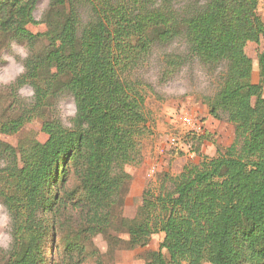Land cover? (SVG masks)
I'll return each instance as SVG.
<instances>
[{
	"label": "trees",
	"instance_id": "obj_1",
	"mask_svg": "<svg viewBox=\"0 0 264 264\" xmlns=\"http://www.w3.org/2000/svg\"><path fill=\"white\" fill-rule=\"evenodd\" d=\"M38 1L0 0V51L16 43L31 52L46 41L5 90L17 101L20 88L30 85L34 103L3 120L0 102V135L19 134L64 93L73 96L76 116L70 129L47 118L44 143L12 147L0 139V203L13 241L9 251L0 250V264H56L52 232L62 211L76 212L88 234L104 235L113 249L120 240L112 231L127 233L129 250L147 248L163 234L145 264H264V47L257 83L247 54L249 45L264 43L260 0H194L180 13L175 0H83L93 12L84 26L79 0H51L47 32L33 34L28 26L37 24ZM178 36L203 64L225 66L218 91L204 102L213 119L233 126L235 139L223 147L210 134L200 136V145L212 141L215 156H200L177 176L166 174L159 194L145 191L135 218L127 219L114 210L132 180L126 167L142 164L150 131L144 84L131 72L156 43ZM167 60L183 65L182 57ZM74 178L79 199L78 189L68 190ZM65 246L69 264H78L85 250L80 240Z\"/></svg>",
	"mask_w": 264,
	"mask_h": 264
},
{
	"label": "rangeland",
	"instance_id": "obj_2",
	"mask_svg": "<svg viewBox=\"0 0 264 264\" xmlns=\"http://www.w3.org/2000/svg\"><path fill=\"white\" fill-rule=\"evenodd\" d=\"M202 3L205 0H200ZM194 0H175V9L180 13V7ZM51 0H39L34 12L37 24L28 26L33 34L47 32L44 23L50 8ZM69 9V7H67ZM79 14L81 25L84 26L93 19L91 5L83 0L75 3ZM258 12L264 21V0H260ZM46 45L39 43L34 51L29 50L26 45L11 43L1 48L0 69L3 68L4 57L12 55L17 64L15 68L22 65L24 71L16 74L10 82L0 81V91L3 109V120L13 119L17 115L16 107H24L25 104L32 105L35 92L32 86L26 85L20 88L17 101H12L11 96L5 92L6 88L14 85L16 80L25 73V61L30 54L41 51ZM24 47L27 56L21 58L16 55L17 49ZM264 43L261 45H249L247 54L254 60V82H259L260 77L257 67V57L263 51ZM168 56L180 57L183 65H168ZM225 66L221 65L214 69L203 64L197 57L190 53L189 45L185 36H178L169 43H156L150 53L144 57L131 72L133 80L144 84L146 94V109L149 116V134L143 139V161L138 166H127L126 172L132 177L130 184L126 187L122 202L116 206L115 214L127 219L135 218L138 209L142 205V197L145 191L152 190L158 195L162 180L165 175L177 176L184 166L198 164L200 156L213 157L216 148L212 143L200 145V136L204 133L210 134L213 141L228 147L234 142V128L226 120L213 119L204 100L213 97L219 89L225 76ZM2 75V72H0ZM15 105L12 109L8 106ZM76 116V105L74 98L69 93L61 94L56 100L50 102L44 115L37 117L27 124L19 134L6 136L0 135L2 142L18 147L22 142L37 141L44 143L48 137L43 133V123L47 118L60 120L64 127L70 129ZM7 118V119H6ZM191 123V124H190ZM170 139L179 140L175 146L170 145ZM212 142V141H209ZM77 179L70 182L68 190L78 188ZM76 198L81 196V190H77ZM76 200V199H75ZM76 212L62 211L61 218L52 232L53 251L56 264H69L66 258L65 244L67 240H80L84 250V256L78 264H145L148 252L158 251L164 235L157 234L151 239L147 248L129 250L125 248L129 236L125 232H114L112 236L120 240V248L109 247L108 239L104 235L88 234L87 228L78 220ZM51 225V224H50ZM12 225L7 209L0 203V250L9 251L12 247ZM45 260H49L50 241L45 243ZM166 254V252L164 251ZM5 257V255H4ZM167 257V254H166ZM77 261V257L75 260Z\"/></svg>",
	"mask_w": 264,
	"mask_h": 264
},
{
	"label": "clouds",
	"instance_id": "obj_3",
	"mask_svg": "<svg viewBox=\"0 0 264 264\" xmlns=\"http://www.w3.org/2000/svg\"><path fill=\"white\" fill-rule=\"evenodd\" d=\"M27 54V50L24 47H19L17 49L16 55L20 56L21 58L26 57ZM3 59L5 63H3V68L0 69V72H2V75H0V81L7 83L14 79L16 74L22 73L24 68L22 65H18L15 68V73H13L11 70L12 66L17 64L15 58L12 55H6Z\"/></svg>",
	"mask_w": 264,
	"mask_h": 264
},
{
	"label": "built area",
	"instance_id": "obj_4",
	"mask_svg": "<svg viewBox=\"0 0 264 264\" xmlns=\"http://www.w3.org/2000/svg\"><path fill=\"white\" fill-rule=\"evenodd\" d=\"M191 124V123H190ZM179 140L177 139H170V145L175 146L178 143Z\"/></svg>",
	"mask_w": 264,
	"mask_h": 264
},
{
	"label": "crops",
	"instance_id": "obj_5",
	"mask_svg": "<svg viewBox=\"0 0 264 264\" xmlns=\"http://www.w3.org/2000/svg\"><path fill=\"white\" fill-rule=\"evenodd\" d=\"M255 83H257V82H255ZM204 134H205V133H204ZM204 134H203V135H204ZM206 134H208V133H206ZM206 143L209 144V143H211V142H209V141H204V142L202 143V144H203V146H202V150H203V147H204V145H205ZM220 145H221V144H220ZM212 146L215 147L213 144H212ZM213 156H215V155H213Z\"/></svg>",
	"mask_w": 264,
	"mask_h": 264
}]
</instances>
